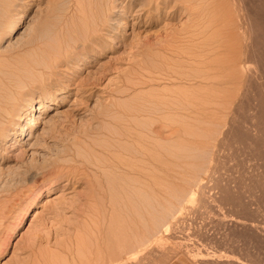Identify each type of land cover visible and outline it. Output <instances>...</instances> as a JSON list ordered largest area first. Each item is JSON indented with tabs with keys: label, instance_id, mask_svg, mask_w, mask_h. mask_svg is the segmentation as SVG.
I'll list each match as a JSON object with an SVG mask.
<instances>
[{
	"label": "rangeland",
	"instance_id": "1",
	"mask_svg": "<svg viewBox=\"0 0 264 264\" xmlns=\"http://www.w3.org/2000/svg\"><path fill=\"white\" fill-rule=\"evenodd\" d=\"M50 1L52 5L56 2L58 7L64 4V0ZM235 1L239 6L242 4L241 0ZM35 2V4L23 9V17L20 19L21 21L19 20L18 32L15 38L12 39V37H7L1 44L2 50L5 49L4 51L11 53L9 62L12 64H19L29 58L30 48L28 42L30 39L28 37L26 38L23 34V41H20V44L17 38L25 31L27 25H30L28 22L32 19V14H38L37 16H40L41 13H43H38L36 11V6L39 2H41L40 5L42 8L44 7L47 9L46 0H36ZM142 2L141 0H137L131 4L129 0H120L117 6L125 7L124 9L128 11L130 18L126 19L122 17V13L117 12V10L115 13L113 11L111 15L110 19L112 20L110 26L115 28L117 35L116 41L120 42L123 47L122 49H117L116 46L110 43V38H113L115 34L105 31L103 35L107 44L105 51L101 54L96 53L94 58L88 60L90 64H84L83 70L78 69L76 71L74 68L72 69V67H70L73 73L70 74L58 69L59 72L57 76H59H56V79L60 80L61 85L66 86L64 82L70 78L69 80L71 81L69 83L71 87H67L70 91H66L67 93H65L66 101H64L63 104L53 106L43 115L46 120H49L55 113V116L57 115L60 118L58 120L59 122H56V128H53L50 134H46L45 138L40 139L39 142H37L38 138L36 136L37 139L35 138L33 141H29L30 130L27 124L30 115L26 113L24 114L25 119L16 121L18 125L25 126L27 129L25 134L18 137L19 132L16 131V127H11L7 136L8 138L2 140L3 142L0 141V172H2L0 173V264L4 262L5 264H97L99 257L103 260L108 254H113L112 256L114 257L120 254L122 246L124 247L126 244L135 245V237L137 236L135 229L138 228V218L132 219L131 226L134 229H131L128 236L126 235L120 241L114 240L113 243L108 244L107 241L104 242L101 239V242L97 246V244H93L91 238L87 237V241L83 245H78V237L80 233L82 237L85 231L83 228L86 224L87 217L85 216L88 215L86 213L89 212L88 208L92 207V203L89 200L90 190L86 183L74 182L73 180L70 184L68 178H65V166L68 161L66 154H69V151L73 149L74 146V149H76L78 145L85 146L83 142L86 141V138L88 140L89 138L103 134L105 128L110 127V124L115 125L117 123L116 125L121 124V126L124 127V125H122V122H125L123 118L126 119V116L129 113L131 114L132 108H135L137 104L139 105L140 103L144 104L145 109L147 108L145 115L141 114L140 118H136L139 121L134 118H130L129 121L128 118L126 122L132 124V126L134 125L133 122H142L161 137V144L164 147L163 167L165 168L163 169V175L168 178L166 179L167 182L165 181V185L171 188L173 185L178 184L177 188L180 189L182 185L181 187L183 189L186 182L182 181L184 179L186 180V177H188L186 174H190L192 166L198 167L201 165L210 166L211 169L219 167L216 169V171H218L216 177L218 176L219 179L223 178L224 184H229V191L227 190L226 194H222L224 197L220 195L221 193H219L218 190H212V192L211 190L210 192L207 191L209 192L207 196H210V198H208L210 203H203L200 201L199 197L196 198L197 203L194 205L198 204V210L196 209V211L194 209V211L192 207H190L188 209L192 212L188 213L187 211L186 214V219L189 220H186L187 224H192L191 230L187 228L184 232L166 236L169 239L164 243L165 254L163 253L164 250L161 251V258L163 257L162 254L165 256L169 251H181L180 253L184 252L182 258L185 264H216L219 255L228 256L227 264H238V262L239 264H264V146H262L264 145V90H262V85L264 86V50H262L264 48V8L261 9L263 20L258 23L257 35L259 36L254 38V42H258V44L261 41L260 48H262L260 49V54H258V56L260 55L258 59V69L256 70L253 68L251 72L248 71L246 73V86L229 84L225 87L224 93L229 99L233 97L232 95H237L241 99L244 98L243 101L241 104L240 102H235L233 104L228 102L225 106H221H224V109L217 106L218 109H220L217 111V114L215 112V115L212 116L213 120L210 122L211 127L208 125L206 126L209 131L207 130L205 134L201 135L200 132L197 133L199 135L196 134L193 135V137L192 135H181V137H178L175 135L179 126L177 122H175L177 117H172L173 115L168 112L166 105L173 101L172 98L175 94H179L178 91L184 89L181 92H185V89H189L187 85L185 88L183 84L185 80L190 78L189 76L194 75V71L192 73L188 68L182 67L181 65L183 63L181 62H183V60L178 61L179 64H177L176 60L171 59L169 53L175 50L177 53L179 52L181 57H185L183 53L187 47L189 37L192 36L191 33H193L197 25L196 17L188 10H181L173 16L169 13L170 9H165L163 14L159 11L148 15L141 11L144 15L137 21L132 14L137 16L140 13L136 10L138 5ZM38 21L39 19H36L33 22L35 24H33L35 30L31 31L32 34L36 32ZM113 22L114 24H112ZM120 22H123V26H119L121 24ZM240 24L246 28L242 19L240 20ZM10 41L12 42L10 43ZM250 42L251 41L242 43L240 48V42L236 40L235 43L233 42L236 44H233L235 52L237 53L239 49H242L244 57L248 58L251 54V49L249 47ZM180 49H182V51ZM110 56L112 59H110ZM171 64L173 66H170ZM251 66L254 67L253 65ZM210 67L211 69L214 68L215 63L210 65ZM199 69L203 68L198 67L197 70ZM89 70L92 71V73L87 75ZM177 77H180V79ZM78 85H80L79 88H81V91L78 90V92H76V90L72 88H78ZM171 85L173 87H171ZM61 87L62 86L59 88ZM229 88L232 90L230 91ZM55 91L56 88L50 87V89H46L44 94L50 98L55 94ZM135 93H138V95L136 96ZM133 94H135V96H133ZM39 96L40 94H35V101ZM130 105H132L131 108ZM35 107L33 113H38L40 105L36 104ZM123 107L124 109L127 108V110L124 111V109H122ZM120 108L121 111H119ZM162 110L165 112H162ZM219 112L220 115L218 114ZM120 115L123 117L121 118ZM148 118H150V120ZM197 123L198 122L195 123L194 121L191 124H193L192 126L196 125L195 127L197 128L200 125L202 126L201 123H198L197 126ZM256 125L258 126L256 127ZM201 126L199 128H201ZM43 128V124L39 125L37 128L35 127L34 134L36 133L35 130L42 131ZM252 129H254L253 132ZM217 131H219V134ZM196 136H199V138ZM16 140L19 146L21 145L24 150H27L23 158L18 155L20 147H8L13 146V142ZM211 140L214 141L212 142ZM185 146L190 149L187 150ZM207 149H209V151ZM173 150L179 153L176 154L177 158L175 159L167 152ZM63 157H65V159ZM202 157L203 160H201ZM55 160L59 162V164L53 167ZM51 163H53V165ZM171 168L176 170V175H178L180 180H178L177 183L175 182L177 180L172 182L171 176L173 175V170H171ZM166 169L168 171H166ZM35 174L36 177L31 178V175ZM56 179L59 181L53 183L55 189L50 190L49 183L51 181L54 182ZM10 180H12L15 185ZM66 183L68 184L66 185ZM212 183L213 182H207L206 185L212 189L214 185ZM165 185L164 190L168 192L170 188ZM213 193L216 195H213ZM54 194H56V196L61 195L59 198L64 199H58L59 202L56 201L57 203L42 207L44 199ZM253 199L255 200L253 201ZM252 202L256 203L253 204ZM205 204L207 206H205ZM211 205L213 207H210ZM36 210H40L42 214L34 218ZM134 221L135 223H133ZM29 225L31 226L29 227ZM28 227L29 229L27 230ZM215 229H217V232ZM218 229L220 231H218ZM189 236L190 238L192 237L191 240ZM125 240L126 242H124ZM193 244L195 247H193ZM211 251L215 253V256L208 255L212 253ZM189 252L192 253L189 255ZM232 252L237 254L236 259L235 257L232 258ZM231 258L234 261L236 260V262L231 263ZM155 261H157V259L150 256L145 264H156Z\"/></svg>",
	"mask_w": 264,
	"mask_h": 264
},
{
	"label": "bare ground",
	"instance_id": "2",
	"mask_svg": "<svg viewBox=\"0 0 264 264\" xmlns=\"http://www.w3.org/2000/svg\"><path fill=\"white\" fill-rule=\"evenodd\" d=\"M35 1L36 0H0V141L6 140L8 138L7 136L9 131L11 130V127H16V131L19 132L18 137H21L25 134V131H27L25 126L20 124L18 125L16 121L25 119L24 114L26 113L30 115L27 124L28 129L30 130L29 141H33L37 137V142H39L40 139L45 138L46 134H50V131H52L53 128H56V122L60 118L57 115L55 116V113L49 120H46L43 115L47 113L48 110L53 106L63 104L64 101H66V91H70L67 87H71V84L69 83L71 81L69 80L70 78H68V80L64 82L66 86L61 85L60 80L56 79L57 73L59 72L58 69L70 74H73L70 70V67H72V69L74 68V70L76 71L78 69L83 70L84 64H90L88 60L94 58L96 53L101 54L105 51L107 45L105 42V37L103 36L105 31H109L115 34L113 38H110V43L116 46L117 49L123 48L120 42L116 41L117 35L115 28H112L110 26L112 20L110 18L113 14V11L115 13V11L117 10V12L122 13V17L126 19L130 18V16L128 15V11L124 9L125 7L117 6L120 0H64V4L59 7L58 5H56V2L52 5L50 0H46L47 9L44 7L42 8V6L40 5L41 2H39V4L36 6V11L38 13H43H41L40 16H37L38 14H32V19L28 22V24L30 25H27L25 31L21 33V36L24 34L26 38L28 37L30 39L28 42L30 48L29 58L27 60H24L23 62H20L19 64L10 63L9 58L11 56V53L4 51L5 49L2 50L1 44L7 37H12V39L15 38V35L18 32L17 28L19 25V20L23 17V9L35 4ZM129 1L132 4L137 0ZM141 1L143 2L138 5V8L136 10L140 13L137 16L132 14L137 21L142 18V16L144 15L143 13L151 15L153 14V12L160 11L163 14L165 12V9H170L169 13H171V15L173 16L181 10H188L192 15L196 17L197 25L195 26L193 33H191L192 36L189 37L188 43L186 42L187 47L185 49V52L183 53L185 57H181L179 52L177 53L175 50L174 52L170 51L171 53H169L171 59L176 60L177 64H179L178 61L183 60V62H181L183 63L181 66L184 68H188L192 71V73L194 71V75L189 76L190 78L185 80L184 84L182 83L185 88L187 85L189 89H185V92H181L184 89L178 91L179 94H175L173 98L171 97L173 101L171 100L172 102H169L168 105H166V108L168 112L173 115L172 117H177L175 122H177L179 126L178 130H176L175 135H177L178 137H181V135H192L193 137V135H196L200 132L201 135L205 134V132L208 130L206 126L208 125L211 127L210 122L211 120H213L212 116L215 115V112L217 114V111L220 109H218L217 106H225L228 102L230 104L240 102L241 104L244 99L243 97V99H241L237 95H232L233 97L229 99L224 93L225 87L229 84H239L240 86H244L245 84L247 85V81L245 80L246 73L248 71L251 72L253 68L256 70L258 69V59L260 56H258V54H260V49L262 48H260L261 41L258 44V42H254V38L259 36L257 35L259 27L258 23L263 20L261 9L264 8V0H241L242 4L240 6L235 0ZM42 10H44L45 12ZM141 11L143 13H141ZM36 19H39L38 26L36 32L32 34L31 31L35 30V27H33V22ZM241 19L245 23L244 25H246V28L240 24ZM112 24H114V22ZM119 26H123V22ZM21 36L17 38V41L19 43L20 41H23V36ZM236 40H239L240 48L242 43L251 41L249 45L251 54L248 58L244 57L242 49H239L237 53L235 52V47H233V44L236 42ZM12 41H10V43ZM180 50L182 51V49ZM262 50H264V48ZM110 59H112L111 56ZM213 63H215L216 68L214 67L211 69L210 65H212ZM251 65H253L254 67H252ZM170 66L173 65L171 64ZM198 67H202L203 69L197 70ZM91 73L92 71L89 70L87 72V75ZM177 78L180 79V77ZM60 86L62 87L59 88ZM79 86L80 85H78V88L73 87L72 89L78 92V90L81 89L79 88ZM50 87L56 88V91L52 97L48 98L44 93L46 92V89H50ZM171 87L173 86L171 85ZM231 90L232 89H230V91ZM262 90H264L263 85ZM36 93L40 94V96L35 101ZM135 94L136 96L138 95V93ZM135 94H133V96H135ZM36 104L40 105V107L38 108L39 112L33 113V110L35 111ZM132 105H130V108L132 107ZM224 106L221 108L224 109ZM229 108L227 109L230 110ZM122 109H124V107ZM146 109L144 107V104H137L135 108H132L131 114L129 113L126 116V119L129 118L130 121V118H140L141 114L145 115V113L147 112ZM125 110H127V108H125L124 111ZM119 111H121V108ZM162 112L165 111L162 110ZM220 112L218 113L219 115ZM122 117L123 116H121V118ZM126 119L123 118V120H125L124 123L122 122V125H124V127L121 126V124L116 125L117 123L114 122L116 124H110V127L105 128L104 133L102 131L103 134L99 135L98 133L99 136L97 137H88V140L86 138V141L83 142L85 146L78 145L77 143L78 146H76V149H74V146V148L72 147L73 149L69 151V154H66L68 161L66 162L65 166V178H68V182L70 184L73 180L74 182H80L84 184L86 183L90 190L89 200L92 203V207L88 208L89 210L87 209L89 212L86 214L88 215L85 216L87 218L86 224L83 228L85 229L83 236L81 237V233L79 237L77 236L78 245H83L87 241V237L91 238L93 244L95 243L97 244V246L101 242V239L104 242L107 241L108 244L113 243L114 240L120 241L126 235L128 236L131 229H134L131 226L132 221L134 220V218H138V228L135 229L137 232V238L135 237V245L132 246L126 244L124 245V247L122 246L120 254L115 255L114 257L112 256L113 254H108V256H106L104 260L99 257V259L97 260V264H145L146 261L149 260L150 256H153L155 259H157V261H155L156 264H185V261L182 258L184 256V252L180 253L181 251H169V253L164 256V243L169 239L166 236L184 232L187 228L188 230H191L192 224H187L186 214L187 211L188 213L192 212L188 209L190 207H192V210L197 209L198 204L194 205L195 203H197L196 198L199 197L200 201H202L203 203H210V201L208 200L210 196H207L210 190L211 192L212 190H218V192L221 193L220 195L222 196V194H226L227 190L229 191V184H224V181L222 180L223 178L219 179L218 176L216 177V174L218 175V171H216V169H218L219 167L211 169L210 166L201 165L198 167L192 166V171L190 172V174H186L188 176L186 177V180L183 178L184 180L182 182H186V185L184 184L185 187H183V189L181 187L182 185L180 186V189H178V184L173 185L171 189L168 185H165V181L168 178L163 175V169L165 168L163 167L164 147L161 144V137L159 136V134L155 133L142 122H133L134 125L132 126V124H128L126 122ZM148 119L150 120V118ZM194 121L195 123H201V128H199L200 126H198V123V128L195 127L196 125L192 126L193 124L191 123H193ZM41 124L44 125L42 131L35 130L36 133L34 134V128L39 127V125ZM257 126L258 125H256V127ZM253 130L254 129H252V132ZM218 132L219 131H217V133ZM197 138H199V136ZM17 142L18 141L16 140L15 142H13V146L8 147H20L19 153H17L20 157L23 158V156L26 155L27 150H24L21 145L19 146V144H17ZM189 149L187 147V150ZM207 150L209 151V149ZM167 152L170 153V155H172L174 159L177 158L176 154H179L176 151L174 152V150ZM63 158L65 159V157ZM201 160H203V157ZM206 163L208 164L207 161ZM51 164L53 165V163ZM57 164H59V162H56L55 160L53 167L57 166ZM171 170H173V175L171 176L172 182L177 180L175 181L177 183L179 178L178 175H176V170L174 168H171ZM166 171L168 170L166 169ZM32 177H36V174L31 175V178ZM58 181L59 180L56 179L54 182L51 181L49 183L50 190L55 189L53 183H57ZM207 182H213L212 184L214 185L213 188L211 187L212 189H210L209 186L206 185ZM67 184L68 183H66V185ZM164 185L170 188L168 192L164 190ZM216 194L213 193V195ZM59 197H61V195L56 196V194H54L45 198L42 207L59 202L58 199H61ZM254 200L255 199H253V201ZM252 203L255 204L256 202ZM205 206L207 205L205 204ZM210 207L213 206L211 205ZM41 214L42 212L40 210H36L34 218L39 217V215L41 216ZM133 223H135V221ZM30 226L31 225H29V227ZM29 227L27 228V230L29 229ZM215 230L217 232V229ZM218 231L220 230L218 229ZM124 242H126V240ZM193 247H195L194 244ZM161 251H163L164 253L162 254V258ZM211 252L212 253L208 255L215 256V253L213 251ZM190 253L192 252H189V255ZM231 254L232 258L235 257L236 259L237 254L234 252H232ZM227 258V255H219L217 261L215 260L216 264H227ZM230 262L235 263L236 260L234 261L232 259V261ZM3 264H5V262Z\"/></svg>",
	"mask_w": 264,
	"mask_h": 264
}]
</instances>
